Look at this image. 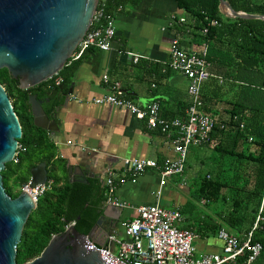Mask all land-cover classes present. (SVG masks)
I'll return each mask as SVG.
<instances>
[{"label":"trees","instance_id":"1","mask_svg":"<svg viewBox=\"0 0 264 264\" xmlns=\"http://www.w3.org/2000/svg\"><path fill=\"white\" fill-rule=\"evenodd\" d=\"M142 1L100 0L98 9L104 2L106 16L116 17L121 10L135 8ZM175 1L186 16L184 32H190L197 45L205 48V59L211 65L214 77L204 84L202 99L204 110L216 119L210 140L203 146L213 152L211 172L193 181L197 187L193 199L211 206L210 213L187 201L181 206L184 228L194 233L206 231L211 236L225 228L242 239L252 230L264 198V19L228 18L219 0ZM226 1L237 12L264 17V0ZM92 50L96 49L86 51L79 59L71 58L54 78L26 91L19 88V80L12 78L8 70L0 71V83L23 130L17 162L8 164L2 172L12 198L20 195L35 168L54 161L47 131L34 124L29 97L37 94L45 100L63 85L54 101V107L60 106L82 60ZM58 79L62 80L60 85L56 84ZM187 107L178 118L185 116ZM46 109L51 116L53 105ZM58 165L55 161L49 172L52 189L39 200L25 226L17 248L18 264L38 258L51 238L64 232L69 224L75 223L80 234L89 235L104 214L106 197L101 182L72 184L66 178L65 167ZM261 216L264 218V209ZM255 241L263 245V251L253 264H264V221Z\"/></svg>","mask_w":264,"mask_h":264},{"label":"crops","instance_id":"2","mask_svg":"<svg viewBox=\"0 0 264 264\" xmlns=\"http://www.w3.org/2000/svg\"><path fill=\"white\" fill-rule=\"evenodd\" d=\"M185 17L175 0H143L135 8L118 13L113 49L87 53L69 85L73 88L71 99L67 103L63 99L56 116H50L47 136L54 161L49 165L44 163L48 177L58 161V166L65 167L66 178L72 184L99 181L103 187L110 173L119 183L121 178L129 177L124 166L126 159H149L160 165L177 160L172 141L166 134L150 130L145 121H139L127 110L86 102L110 93L111 84L118 82L139 106L158 102L161 117L178 118L190 102L189 83L167 67L172 44L178 40L188 52H205L190 32H184ZM135 55L142 57L138 63L134 62ZM104 76H108L109 83L104 82ZM174 184L190 192L187 180L173 176L162 189L161 204L181 211L187 201L174 190ZM159 190L157 170H149L136 182L128 180L120 184L118 197L129 207L115 209L104 204L106 219L94 229L93 241L101 247L108 245L107 239L114 232L125 239L122 224L135 217L134 208L155 204ZM113 221L117 222L113 225ZM185 224L186 220L183 227ZM195 234L198 256L223 252L224 243L219 235L211 236L206 231Z\"/></svg>","mask_w":264,"mask_h":264},{"label":"built area","instance_id":"3","mask_svg":"<svg viewBox=\"0 0 264 264\" xmlns=\"http://www.w3.org/2000/svg\"><path fill=\"white\" fill-rule=\"evenodd\" d=\"M101 4L102 8L97 9L87 35L72 58L79 59L90 49H98L104 52L113 49L116 38L115 17L106 16L105 4L104 2ZM213 24L217 25L216 22ZM141 59L142 57L138 55L134 56L135 63ZM167 67L189 82L190 102L183 118L165 119L161 117L158 102H153L147 107L139 106L128 96L118 82L111 84L110 93L86 102L98 106L112 105L129 111L139 121H145L150 130H157L166 134L172 141L178 156L176 161L166 162L162 165L149 159H126L124 166L129 177L121 178L120 183L114 174L110 173L103 184L106 197L105 204L108 206L115 209L128 208L129 204L118 197L119 185L127 183L128 180L136 182L138 177L149 170H157L160 174V190L156 195L157 202L153 205H142L134 208L135 217L122 224L125 239H121L118 233L114 232L107 239L108 245L100 247L90 239H88L91 241L90 244L86 243V245L90 250L98 252L106 264H253L263 251V245L255 241V234L264 221L261 216L264 209V198L260 215L248 234L241 239L222 228L218 235L224 243L223 252L200 256L197 255L195 246L196 234L183 226L181 227L184 223L181 211L179 209H167L161 204L162 189L166 186L167 180L173 176L183 177L190 149L203 147L207 144L216 125V119L204 110L202 99L204 84L214 77L211 72V65L205 59V52H188L180 46L178 40H174ZM103 79L104 82L109 83L108 76H104ZM61 83V79L56 81L57 85ZM262 90L264 91V87ZM249 141L251 142L252 139ZM20 150L22 147L19 145L14 162H17ZM51 189L52 182L49 181L35 186H31L29 181L22 188L36 204Z\"/></svg>","mask_w":264,"mask_h":264},{"label":"water","instance_id":"4","mask_svg":"<svg viewBox=\"0 0 264 264\" xmlns=\"http://www.w3.org/2000/svg\"><path fill=\"white\" fill-rule=\"evenodd\" d=\"M99 1L0 0V71L8 70L12 78L19 80V88L24 91L54 78L87 35ZM219 1L223 15L228 18L264 19L237 12L226 0ZM63 89L60 85L45 100L39 99L37 94L29 97L36 127L49 131L50 116L46 106L53 105L52 115L56 116L63 105L54 107V101ZM72 94L73 88H70L65 103ZM22 137L20 119L0 83V264H18L17 248L25 226L38 206L26 191L22 190L17 198H12L4 186L2 172L14 162ZM30 182L31 186L48 182L45 164L33 170ZM105 219L104 213L89 235L80 234L75 223L69 224L64 232L51 238L38 258L24 264H106L98 252L86 245L94 242L92 233Z\"/></svg>","mask_w":264,"mask_h":264},{"label":"rangeland","instance_id":"5","mask_svg":"<svg viewBox=\"0 0 264 264\" xmlns=\"http://www.w3.org/2000/svg\"><path fill=\"white\" fill-rule=\"evenodd\" d=\"M189 83V82H188ZM210 156H213V152L208 147H192L188 154V159L186 161L185 173L183 179L187 180V188L190 192H184L183 188L178 184H174V190L177 191L181 196L185 198L186 201L194 202L197 207L204 213H210L208 210L211 206L206 207L203 202H197L193 199V194L196 186H193L194 179H199L204 177L211 172L212 160ZM183 225H181L182 227Z\"/></svg>","mask_w":264,"mask_h":264}]
</instances>
